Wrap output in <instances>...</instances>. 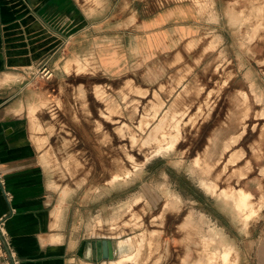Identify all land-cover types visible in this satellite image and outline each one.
<instances>
[{"label": "rangeland", "instance_id": "rangeland-1", "mask_svg": "<svg viewBox=\"0 0 264 264\" xmlns=\"http://www.w3.org/2000/svg\"><path fill=\"white\" fill-rule=\"evenodd\" d=\"M78 2L96 20L92 54L72 51L79 22L7 89L28 120L39 106L57 232L73 245L130 237L117 256L135 264H264V0ZM184 3L196 33L150 53L138 14ZM116 49L125 67L108 73Z\"/></svg>", "mask_w": 264, "mask_h": 264}, {"label": "crops", "instance_id": "crops-1", "mask_svg": "<svg viewBox=\"0 0 264 264\" xmlns=\"http://www.w3.org/2000/svg\"><path fill=\"white\" fill-rule=\"evenodd\" d=\"M78 1L0 0V85L6 88H0V173L11 195L8 201L0 191V217L20 264H135L129 258L132 251L121 252L114 259L98 260L99 241L103 238L73 245L57 232L60 213L53 207L50 183L38 156L45 137H35L31 130L34 122L30 120L36 118L39 106L36 102L29 104L28 120L22 110L23 103H11L13 96L7 91L14 90L13 81L49 60L61 45L66 29L79 22L85 21L86 26L68 36L74 40L72 51L81 54L84 49L85 54H92L94 35L89 28L96 20L88 19L87 8L85 11ZM103 6L102 3L97 9L102 10ZM146 13L138 14L135 28L139 29L138 36L150 53L165 52L196 33L197 17L190 4L151 9ZM77 38L80 40L76 41ZM121 52L116 49L110 54L109 65L104 67L108 73L125 67ZM129 238L113 241L114 246L117 250L131 246L126 241ZM3 263L0 257V264Z\"/></svg>", "mask_w": 264, "mask_h": 264}, {"label": "built area", "instance_id": "built-area-1", "mask_svg": "<svg viewBox=\"0 0 264 264\" xmlns=\"http://www.w3.org/2000/svg\"><path fill=\"white\" fill-rule=\"evenodd\" d=\"M43 75L49 78L52 73L46 66L41 69ZM0 191L10 201L11 195L5 186V179L2 173H0ZM0 257L3 258V264H20V259L16 255L14 249L9 244V238L3 225V217H0Z\"/></svg>", "mask_w": 264, "mask_h": 264}, {"label": "water", "instance_id": "water-1", "mask_svg": "<svg viewBox=\"0 0 264 264\" xmlns=\"http://www.w3.org/2000/svg\"><path fill=\"white\" fill-rule=\"evenodd\" d=\"M100 245L98 247V260H110L117 256V246H114L112 240L103 238L99 241Z\"/></svg>", "mask_w": 264, "mask_h": 264}, {"label": "bare ground", "instance_id": "bare-ground-1", "mask_svg": "<svg viewBox=\"0 0 264 264\" xmlns=\"http://www.w3.org/2000/svg\"><path fill=\"white\" fill-rule=\"evenodd\" d=\"M201 180V179H200ZM204 180V179H203ZM202 182V181H201ZM203 183V185L206 187V188H208L210 191H211V189H212V184L210 183V182H202ZM229 199H230V205L231 206H235V207H237L236 206V204H235V202H236V200L234 199V198H231V197H228ZM234 210H236V208H234ZM212 235H213V233H212ZM216 235V234H215ZM214 236V235H213ZM216 237V236H215ZM217 239V238H216ZM219 240V239H218ZM117 257V256H116ZM115 257V258H116ZM114 259V258H113Z\"/></svg>", "mask_w": 264, "mask_h": 264}]
</instances>
